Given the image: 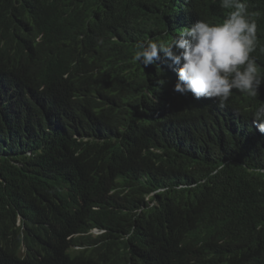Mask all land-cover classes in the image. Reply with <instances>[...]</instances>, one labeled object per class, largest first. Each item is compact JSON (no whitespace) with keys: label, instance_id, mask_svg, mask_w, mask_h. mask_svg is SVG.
<instances>
[{"label":"trees","instance_id":"obj_1","mask_svg":"<svg viewBox=\"0 0 264 264\" xmlns=\"http://www.w3.org/2000/svg\"><path fill=\"white\" fill-rule=\"evenodd\" d=\"M247 5L264 74V0ZM229 11L0 0V264H264V135L240 118L261 104L233 90L192 105L171 88L177 65L134 60L144 40ZM91 226L106 231L78 235Z\"/></svg>","mask_w":264,"mask_h":264},{"label":"clouds","instance_id":"obj_2","mask_svg":"<svg viewBox=\"0 0 264 264\" xmlns=\"http://www.w3.org/2000/svg\"><path fill=\"white\" fill-rule=\"evenodd\" d=\"M220 6L230 10L222 23L198 20L190 27L180 29L170 39H146L138 45L139 50L135 52L134 60L139 61L143 67L169 61V66L177 65L171 71L172 76L178 75V80L169 79L173 93L179 97L190 94L187 99L198 107L208 106L213 99L218 100L223 107L233 90L251 96L261 106L253 113V118H248L246 113H242L240 118L252 134L262 137L264 74L260 72L258 57L253 55L258 46L257 24L248 11L247 0H220ZM116 25L119 29L129 23L116 22ZM44 28L43 23L36 24L34 41H41ZM34 41H22L19 44L27 48ZM83 41L84 35H81L78 45L66 44L74 53H80L85 47ZM9 52H16V47L12 46ZM19 93L27 99L26 89L22 86ZM105 231L102 227L91 226L87 232L78 235L88 234L94 237ZM81 248L87 249L86 246H72V250Z\"/></svg>","mask_w":264,"mask_h":264},{"label":"rangeland","instance_id":"obj_3","mask_svg":"<svg viewBox=\"0 0 264 264\" xmlns=\"http://www.w3.org/2000/svg\"><path fill=\"white\" fill-rule=\"evenodd\" d=\"M19 96V94L17 95V97Z\"/></svg>","mask_w":264,"mask_h":264}]
</instances>
